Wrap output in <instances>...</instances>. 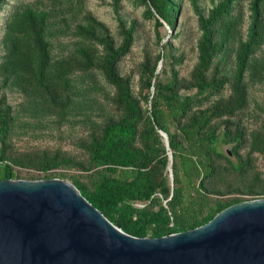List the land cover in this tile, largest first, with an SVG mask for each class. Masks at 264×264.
<instances>
[{"label": "trees", "instance_id": "16d2710c", "mask_svg": "<svg viewBox=\"0 0 264 264\" xmlns=\"http://www.w3.org/2000/svg\"><path fill=\"white\" fill-rule=\"evenodd\" d=\"M140 2L155 21L158 49L144 50L137 92L119 68L136 39L134 21L119 18L117 38L84 0L11 5L0 91L22 99L13 106L0 92V179H69L126 233L160 237L264 198L255 155L264 157V117L249 109L250 88L264 84V0H217L207 13L191 0L200 33L187 75L179 67L185 53L158 29H176L181 0ZM98 76L110 87L102 99ZM47 125L60 134L77 127L61 137L74 149L18 145V136Z\"/></svg>", "mask_w": 264, "mask_h": 264}, {"label": "water", "instance_id": "95a60500", "mask_svg": "<svg viewBox=\"0 0 264 264\" xmlns=\"http://www.w3.org/2000/svg\"><path fill=\"white\" fill-rule=\"evenodd\" d=\"M0 264H264V198L232 204L193 229L137 237L70 181L0 179Z\"/></svg>", "mask_w": 264, "mask_h": 264}, {"label": "rangeland", "instance_id": "374dc122", "mask_svg": "<svg viewBox=\"0 0 264 264\" xmlns=\"http://www.w3.org/2000/svg\"><path fill=\"white\" fill-rule=\"evenodd\" d=\"M32 1V0H7L0 7V38L2 36V27L5 18L10 10L11 5L14 2ZM86 6L91 9L99 20L103 21L109 27L111 33L118 36V23L119 18L122 19L127 25L132 21L136 26V39L128 54L123 56L119 61V68L122 74L131 75L132 88L137 92L139 86V72L138 64L144 58L145 48L152 49L157 52V45L155 44L156 29L154 25V19H148L144 16L143 12L145 6L141 4L140 0H84ZM217 0H198L200 9L203 13H207L208 10L214 6ZM247 4L245 6V14L247 15ZM161 35L166 38H170L174 43L175 49L179 48L180 51L185 53V59L180 67L182 75H187L191 67L196 60V40L199 35V27L197 16L194 12L191 0H181L180 9L177 19V26L174 31H170L168 25L163 22V25L158 28ZM176 36L173 37V35ZM173 37V38H172ZM165 38V40H166ZM1 44H0V54ZM99 84L103 86L104 91L100 94L101 99L104 98L103 94L110 91V87L104 82L101 76H98ZM1 91H5L7 94L8 102L13 106L21 101L22 97L18 92L10 89L1 88ZM0 91V92H1ZM103 101V100H102ZM254 113H260L261 117H264V84H257L250 88V108ZM250 112V111H249ZM245 124L249 128L254 126L253 119L247 117ZM77 126V125H76ZM72 126L65 125L60 132L53 127V125H47L46 129H37L35 133H28L26 135L18 136L17 143L21 147L27 145H62L64 149H74V146L69 144L67 140H62L61 137L69 136L73 134L77 127L71 129ZM220 148L223 151H227L229 146L222 145ZM257 156L256 164L261 172H264V157L259 154ZM229 157H233L229 155ZM263 176V174H262ZM29 180V179H27ZM70 181L69 179H64Z\"/></svg>", "mask_w": 264, "mask_h": 264}]
</instances>
